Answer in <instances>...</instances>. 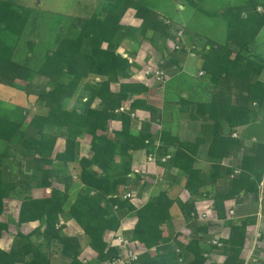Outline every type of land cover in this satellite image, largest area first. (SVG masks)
I'll use <instances>...</instances> for the list:
<instances>
[{
	"label": "trees",
	"instance_id": "16d2710c",
	"mask_svg": "<svg viewBox=\"0 0 264 264\" xmlns=\"http://www.w3.org/2000/svg\"><path fill=\"white\" fill-rule=\"evenodd\" d=\"M120 1L107 5L103 18L96 13L81 18L83 23L76 36L61 38L56 49L44 54L36 70L49 78L50 87L48 91L41 90L39 95L47 107L46 111L35 113L29 120V125L35 130L33 135L24 133L21 122L0 115V138L10 141L18 136L22 149L31 150L39 155L34 158L33 170L40 173L38 179L40 196L34 197L24 193L17 215L19 224L37 221L38 225L27 235L19 234L26 241L19 249L0 248V264L17 262L52 264L47 254L34 246L30 239L34 232L40 230L47 241L53 239L61 244L60 252L71 258V264H85L78 259L77 238L60 233L56 226L60 214L68 203L69 216L87 236L90 248L103 262L119 255L118 249L110 243L120 226L121 213L135 218L130 235L124 232L123 234L133 242L139 241L143 244L144 250L139 254L140 264H180L184 256L183 251L190 256L188 264H203L206 255L201 249L200 235L205 234L210 224H221L228 228L227 235L223 234L222 229L218 232L217 240H221L227 254L231 253L229 259V255L225 254L222 264H230V260L239 256L246 227L252 219L245 217L240 222L228 220L230 205L227 204V200L240 191L249 193L251 198L252 195L256 198L257 185L264 173V164L259 162L256 155L241 156L237 165L240 169L238 174L231 178L225 189H219L220 191L214 194L211 204L214 217L207 223H199L192 217L191 214L195 212L193 201L191 206L185 208L186 202L172 198L168 191L158 193L138 208L130 199L121 197L122 187L130 189L129 181L136 182L140 179L139 173L131 169L132 157L129 151L150 148L147 151L149 152L155 149L152 146L155 137L149 131L152 116L150 121L142 124L139 131H135L131 129L130 112L142 109L152 115L159 114V110L146 100L149 93L148 83L122 80L130 77L131 62L117 52L119 45L112 41L122 28L119 21L128 8L135 10L134 15L141 20L143 29L146 27L154 29L157 24L148 22L150 17L144 13L149 14L150 9L141 3ZM257 5H259L257 2H252L248 8L241 5L231 6L224 12L228 26L226 39L236 47V52H233L229 44L204 40L199 56L201 68L209 75L214 86L211 100L209 102L182 100L186 105L185 110H190L192 119L201 117L213 120V138L207 151V156L213 164L208 174H204L203 177L201 169L197 167L196 154L202 142L200 137L189 142L171 136L169 132L163 130L159 133L161 144L156 152L171 154L168 162L183 172L185 176L183 188L189 192L193 193L207 182H215L222 174L232 173L231 168H223L224 171H221L222 167L219 164L238 142L231 139L230 133L220 134L222 126L217 119H222L231 128L244 125L258 119L256 109L264 104V82L259 78L264 70V58L248 53L264 25V12L257 11ZM25 21L26 17L20 9L7 0H0V79L8 84H12L15 79L28 78L32 71L30 66L32 64L22 65L13 60L16 55L15 47L6 38L7 35H22ZM165 59L160 62L159 68L166 69L178 63L177 58L171 56ZM111 83L118 84L117 91L111 89ZM83 93L86 94L87 101L82 103L81 107H76V101L81 98L75 97ZM233 93L235 96L238 95L240 103L230 102ZM72 98L74 102H68L66 105L65 103ZM94 100H98L97 106L91 105ZM125 104L128 105L127 110H117ZM112 120H118L120 127L113 130L110 135L108 127ZM82 133L89 136L90 154L86 156L77 154L78 143L74 140ZM58 136L64 138V149L48 157ZM169 147H173L174 150L169 151ZM44 149L48 152L46 156L40 155ZM117 157L119 161H116ZM69 166L73 173H67L68 177L59 174L67 171ZM112 170L115 174H112ZM132 173L134 177L131 176ZM60 175L63 181L70 180L72 175L77 176L81 183L82 187L71 202L70 183H64L62 188L52 184ZM134 186L136 187V184ZM13 189L3 179L0 168V215L3 210V199L11 194L10 191ZM102 201L105 202V206L101 205ZM174 203L187 214L191 222L199 224L196 232H200V235L191 238L181 250L172 246L173 235L160 227L171 219L170 208ZM220 220L223 222L220 223ZM6 231L7 224L0 220V237ZM111 232L113 233L110 241L106 242L105 236Z\"/></svg>",
	"mask_w": 264,
	"mask_h": 264
},
{
	"label": "rangeland",
	"instance_id": "374dc122",
	"mask_svg": "<svg viewBox=\"0 0 264 264\" xmlns=\"http://www.w3.org/2000/svg\"><path fill=\"white\" fill-rule=\"evenodd\" d=\"M9 1L14 7H17L21 10V13H23L26 17V21L24 25H29V30L20 36H13V35H7L6 38L8 42H12L14 47L16 55L13 57V60L16 62L22 64V65H30L32 66V71L28 78L26 79H15L12 84H8L5 80L0 79V115L4 117H9L15 121L21 122V129L24 130V133L26 135H33L35 133V130L29 125V120L35 113H44L47 109L45 106V103L43 100L39 97L41 90L48 91L50 87L49 86V78L39 74L36 70V67H38L39 62L44 57V54L49 51H53L56 49L59 45L60 39L63 37H73L76 36L78 33V30L82 26L83 21L80 20L81 18L88 17L89 13H96L100 15V17H104L106 14V10L104 8L114 2H117V0H7ZM132 1L134 3H141L146 8H149V14H147L150 19H148V22H155L157 24V27H154V29H150L149 27H146L143 29L141 27V20L138 19L134 14L135 10L133 8H128L123 13L119 23L121 24L122 28L119 30V32L115 35L114 39L112 40L113 43H118V49L117 52L121 51V48L128 49L130 46L133 45V43L137 46V50L142 46L140 43L135 41L134 38L130 36H127L128 29L125 27L126 24H122V18L123 16L128 13V16H132L131 22H137L138 27L140 28L139 32L144 34V32L147 33V38H143L145 42L144 46L141 48H145L150 43L148 40H151L152 45L159 47V49H162L165 52V54H162L161 61L163 62L165 58L168 56L174 57L178 59V63L176 65H171L168 68H171L172 71H177V68H180V64L182 62V58L185 57V52L177 49H172L174 46V35H178L177 32L179 30L182 31L181 36H177L178 38H182L184 36L183 33H186L188 35L189 40L192 41H198L200 43L201 40H208L213 41L215 43L219 44H229V46L232 47L233 52H236V47L231 43L227 42V17L224 15L225 10L228 7L241 5L243 7L251 6L252 2L259 4L257 5V11L260 13L264 12V0H127ZM256 1V2H254ZM123 3V0L120 1ZM146 4V5H145ZM149 5V6H147ZM183 6V7H182ZM90 14V15H91ZM82 15V16H79ZM74 16V17H72ZM185 23L187 26L185 29L183 26H180L181 29H178V24ZM25 26V27H26ZM25 29V28H24ZM188 30V31H187ZM186 31V32H185ZM188 32V33H187ZM174 34V35H173ZM171 36L173 37L171 38ZM32 37V38H31ZM167 38L170 41H167ZM135 42H138L136 44ZM249 46V45H248ZM147 49V48H146ZM250 53L253 55L264 57V25L260 29L259 33L257 34V37L255 38V41L249 48ZM243 53L244 49L242 50ZM175 52H178V54H175ZM180 52V53H179ZM124 54V53H120ZM127 55V54H126ZM234 55V53L232 54ZM182 59V60H181ZM131 60V59H130ZM166 60V59H165ZM131 62H134L131 60ZM180 62V63H179ZM160 62L157 64V68ZM167 66V65H166ZM137 67V66H135ZM148 68H156L154 66L148 65V61L146 63L143 62L141 65V68H143V75L144 70ZM161 69V68H159ZM166 70V69H165ZM142 71V69H141ZM166 79L163 80H157L156 77L153 74H149L147 79H145L144 82L148 83V86L151 85H157L160 86L166 82V80L169 77L170 70H166L165 72ZM149 77H152L154 80H150ZM259 78L264 82V77L259 76ZM113 84V85H112ZM113 89H118V85L111 83ZM214 87V86H213ZM78 99L76 102V107H81L82 103L87 101L86 94L79 95L75 97ZM74 98L68 100L65 104L67 105L68 102H74ZM98 100H94L91 105L97 106ZM230 102L234 103H240V99L238 95L233 93L231 95ZM166 106V105H164ZM254 109H256V106L253 105ZM257 113L259 115L258 119H262L264 121V104L259 109H256ZM134 115L131 116V129L135 131H139L142 127V124L144 122H148V120L144 121L145 119H151L152 121L155 119H161L162 114L159 110V114L152 113V115L149 114L143 116V120L140 119L139 115H136L137 111H133ZM158 116V117H157ZM145 117V118H144ZM140 119V120H139ZM144 121V122H142ZM152 121H150L149 131L151 134L154 135V139L159 136L158 133L155 130H151V124ZM111 124H114V126L108 127V133L112 135L113 130L119 129L120 122L116 120L110 121ZM141 126V127H140ZM117 127V128H116ZM59 138L57 140V147L60 145L62 146V149H64V138ZM87 138V140H86ZM89 136L87 134H79L74 139L77 143V154L79 156H83V154H90V145H89ZM148 140L146 141V143ZM60 143V144H59ZM155 144L154 141L152 142V146L154 147ZM201 145V144H200ZM199 145V146H200ZM240 146L239 143L236 144L234 148H238ZM151 147V146H149ZM152 147V148H153ZM155 148V147H154ZM233 148V149H234ZM150 148H144V155L147 156V151ZM232 149V150H233ZM173 149H171L172 151ZM199 152V147L197 150V154ZM130 153V151H129ZM48 154L47 150L44 149L43 153L40 155L46 156ZM50 154L53 155V150L50 151ZM197 154H196V160H197ZM39 157L38 154L34 153L31 150L22 149L20 144V139L18 136L13 137L10 141H6L0 138V168L2 170V177L7 183H9L12 188H14L8 196H6L3 199V210L0 215V220L5 222L7 224V231L4 235V240L6 242L7 249H10L11 247L14 249H19L21 245L26 242L25 239L20 236L27 235L29 231H31L33 228L37 227L38 222L35 221L36 224H29L27 222L23 223H17V215H18V207L20 204L21 196L24 195V193L29 194L34 197L40 196V189L38 187V179L40 173L38 171H34L33 167L35 165L34 158ZM51 157V155H49ZM116 161H119V157L116 158ZM213 161H210L209 163V169L212 166ZM118 163V162H117ZM159 165V166H158ZM173 165L167 161L165 163H158L157 165H154L153 163H149L145 160L144 165V171L142 170L138 171L140 175V179L138 181H129V187H122L120 189V193L123 196L125 191L130 192L132 201L131 203L135 206L134 198L138 197L139 202H137V208L142 206L146 201H148L150 198L155 197L158 193L162 191H167V186L170 184V182H174L178 184V177L175 176L173 171ZM176 168V167H175ZM205 168V167H204ZM71 166L68 167L67 171L59 172V174L62 173L64 177H68L66 174L73 173V171H70ZM209 169H203V177L204 174H208ZM114 170V168H113ZM112 174H115L113 172ZM115 171V170H114ZM117 171V170H116ZM71 172V173H70ZM180 173V172H179ZM238 173V172H237ZM181 175V174H180ZM236 175L235 172H232L228 183H230L231 178ZM224 176V175H222ZM62 176H58L56 179L53 180L52 184L53 186L62 188L64 183H70L71 187L69 190V201L73 200L74 196L76 195L77 191L82 187L81 183L77 176H70V180L67 179L66 181L62 180ZM205 179V178H204ZM68 181V182H67ZM208 183V182H207ZM226 187L228 186L227 181ZM136 184V187L134 186ZM179 185V184H178ZM139 187V188H138ZM223 189V188H222ZM220 191V190H218ZM218 191H215L214 194ZM194 193L195 190H194ZM198 194L200 192L196 193L195 195H192V192L181 193V197L176 196L175 198H179L180 202L185 201L186 207L191 206V201H196ZM172 198V194H169ZM121 196V197H122ZM144 199V200H143ZM246 199L249 203H251V198L246 196ZM70 201V202H71ZM142 201V202H141ZM145 201V202H144ZM144 202V203H143ZM257 202V201H256ZM178 203V202H177ZM69 204V203H68ZM68 204L65 206L63 213L60 214L59 221L57 222L56 226L60 229V233L69 235V236H75L79 242V248H78V259L81 260V262L85 264H105V262L99 260L97 258V253L90 248L88 244V238L85 236L81 230L76 224V222L69 216L68 210ZM101 205L105 206V202L102 201ZM195 205V203H194ZM136 207V206H135ZM247 211H245V214H248V217L252 215L251 213L254 212V205L253 207H247ZM171 213V219L167 222L160 225V227L165 230L166 233H171L173 236H171L172 239V246L178 247L183 249V246H185L191 238L194 236L200 235V232H196L198 223L191 222L187 214H185L181 208L178 207V204L174 203L170 208ZM250 213V214H249ZM228 214V213H227ZM232 215V214H231ZM125 216H130L129 214L123 215L122 213L119 215L120 221L123 220ZM134 217V216H133ZM253 219V217L251 216ZM250 219V217L248 218ZM257 219V218H256ZM230 220V219H228ZM254 220V219H253ZM253 220L249 223L252 224ZM135 221V220H134ZM248 224V225H249ZM224 225L219 224H210L207 228V231H205V234H201V240L200 245L201 249L205 253L213 251L216 253L217 257L213 258V260L210 259L209 255L206 256V260L203 264H211V263H218L222 264L225 260V256H228V259L231 257V253H226V247L223 249V243L221 240H217L219 237L218 232L223 229ZM43 227H41L42 229ZM225 228V227H224ZM227 228V227H226ZM132 229V228H131ZM228 229V228H227ZM247 229V228H246ZM41 231V230H40ZM34 232L30 236V239L34 246L40 248L45 252L50 259L52 264H71V258L65 257L60 252L61 244L58 243L56 240H50L47 241L45 236L40 232ZM131 231V230H130ZM130 231L124 232V234L130 235ZM112 233H107L105 236V241H110V238L112 236ZM116 233V232H115ZM197 234V235H196ZM246 231L244 233V238L242 239V246L240 248L239 256L236 259L230 260V264H238L239 261L241 264H246V259H252L251 253L245 257V254H242V249L247 247L249 244H253L252 248H264V238L259 239V241L256 243L255 240H248L246 239ZM217 236V237H216ZM111 238V242H112ZM217 240V243L215 244L213 240ZM208 241V244H204L203 241ZM202 242V243H201ZM140 247L141 250H144L143 244L139 241H135L134 247ZM208 247L209 250H206V247ZM254 249V248H253ZM183 251V250H182ZM207 251V252H206ZM208 254V253H207ZM226 254V255H225ZM262 254V253H261ZM183 258H179V261L181 260L180 264H188L190 256H188L185 251H183ZM206 255V254H205ZM227 259V261H228ZM252 261V260H251ZM260 259H256V261H252L253 263L259 262ZM251 262V263H252ZM16 264H22V263H16Z\"/></svg>",
	"mask_w": 264,
	"mask_h": 264
},
{
	"label": "crops",
	"instance_id": "0c3cea01",
	"mask_svg": "<svg viewBox=\"0 0 264 264\" xmlns=\"http://www.w3.org/2000/svg\"><path fill=\"white\" fill-rule=\"evenodd\" d=\"M90 14L91 13H89L88 16H90ZM127 15L128 13H126L123 16L121 22L122 24H126L125 27L128 29L127 36L131 35V37L134 38L135 41L140 39L138 40V42H141L140 44L144 46L145 44L144 41L146 40H144L143 38L145 39L147 38L148 36L146 33L147 31L144 32V34L139 32L140 30V28L138 27L139 23L137 22L132 23L131 22V20L133 19L132 16L130 15L127 17ZM178 25H179L178 29L181 28L180 26H183L185 29H187L186 28L187 25L185 23ZM28 26L29 25L25 27L24 33H26L29 30L30 26L29 27ZM183 34L184 36L181 38L180 48L177 50L181 49L180 52L184 51L186 55L184 58H182L183 60L181 59L182 62L179 66L180 68H177L178 70L175 72L172 71L171 68L168 69L166 68L168 72L170 70V73H167L169 74V77L166 80V82H164V84L161 85V87L157 86L158 84L149 85V93L146 100L149 104L155 106L158 110H160L162 114L161 119H155L153 121L151 120L152 124L150 129L155 130L156 132H160L163 130L169 132L171 136H175L180 138L181 140H185L189 142H193L197 137H200L202 139V142L201 145L199 146V152L197 154V167H199L201 169V172H203V169L206 170L209 169V163L211 161V159L207 156V151L209 149L210 143L213 138V120L203 119L201 117H199L198 119H192L190 117V110L188 111L185 110L186 105H184L185 102L183 101L188 100L192 102H209L213 94V83L211 82L209 75L201 68V58L199 56V51L202 45L204 44V41L201 40L202 43L194 40L190 41L188 35H186V33ZM172 40L171 39L169 40L167 38V41L171 42ZM148 41L150 44L145 48H141L142 47L141 46L137 52H136L137 46L134 43L128 49L121 48V51H119V53L127 54V56L134 61L131 62V68L129 71L130 77L128 79L127 78L122 79L123 81L135 80V81L144 82L145 79H147V77L143 75V68H141L143 62L146 61L147 63L148 61V65L154 67L157 66L158 62H161V57H162L161 55L165 54V52L163 51L164 47L162 49H159V47L157 46L154 47V45H152L151 40ZM138 42L135 43L138 44ZM206 48H208L207 45ZM175 54H178V52H175ZM162 70L164 72L166 71L165 69ZM260 76L264 77V70L262 71ZM149 78L150 80H154L152 79V77ZM112 85H111V89L113 91H117L118 89L116 90L113 89ZM137 114L139 115L140 119L142 118V114L143 116H145V114L149 116V112L142 109H137L136 115ZM146 120L149 121V119H145L144 121ZM217 121H220L222 126L220 128V134L227 135L228 133H230L231 139L237 140V142L240 144L238 148H234L233 150L229 151V154L221 159L219 164L220 167H222L220 169L221 171H224L223 168H231L232 172H235L237 175L238 174L237 172H239L240 170L237 167V165L242 155H251V156L256 155L257 158L259 159V162H261V164H264V121L262 119H254L251 122L249 121L247 124L235 126L232 128L227 126L225 122L222 121V119H217ZM110 125L115 127V125L111 124V122ZM58 139L59 138L56 139L52 148L53 155L56 152L63 150L62 146H60L61 145L60 143L58 147L56 146L57 145L56 142ZM153 141L154 143L161 144L159 137H157L156 140L153 139ZM168 149L169 151H171L173 147H169ZM142 151H144V149L130 151V155L132 157L131 169L135 172H138L140 170H142V172L144 171V165L146 160V154L144 155V153L146 152L144 151V153H142ZM49 155L53 156L50 153ZM49 155L47 156L49 157ZM172 169L174 171L175 176L178 177L177 183L179 185L171 181L170 184L167 186L168 194L171 193L173 197L179 196L182 198L181 193L183 192H186L187 194L190 193L189 191L183 188L185 183V176L180 169L175 167H173ZM132 174L131 176L134 177V173ZM222 175L217 177L215 182L206 183L200 188L195 189L196 193L200 192V194H198L197 196L196 201H194L196 207L202 208L204 206L206 207L209 204H212V198L214 197V192L218 191L219 189L226 188L225 182L227 181L228 183V179L231 174L229 175L222 174ZM196 193L193 192L192 195H195ZM246 196L251 198V195L249 193H244V191H240L237 195L231 196L232 198L227 200V204H229L230 209L233 210L232 215L229 214L228 218L232 221L240 222L245 217H248V214L247 215L245 214V211H247L246 208L253 207L254 205V212L251 213L252 215L249 216L250 219H252L251 218L252 216L254 220L252 219L253 220L252 224L247 225L246 234H245L246 239L253 241L255 240L254 231L258 227L256 222V212L259 208L255 196L252 195L251 203L248 202ZM139 200L140 199H138V197L134 198L136 207H137L136 204L137 202H139ZM262 211L264 212V201L262 203ZM134 220L135 218L133 216H125L123 220L120 221V226L117 231L120 233L130 231L135 223ZM221 222L223 221L220 220V223ZM27 223L36 224L35 221L27 222ZM259 227L264 235V223L261 222ZM221 231H223L224 235H227L228 233V231L224 227ZM5 233L6 232H4L0 237V248L4 250H9L5 245L6 244L4 240ZM203 242L204 244L205 243L208 244V241L204 240ZM252 245L253 244L251 243L247 247L242 249V254H245V257H247L250 253L252 256V259H246L247 261L246 264H264V248H262L263 246H261L260 248L253 247L254 248L253 249ZM208 247L209 246L206 247V250H209ZM207 253H205L206 256L208 257L209 255L210 257V259L208 258V260H213V258L217 257L216 256L217 254L214 253L213 251ZM211 255L213 256V258L211 257ZM258 257L260 261L253 263L252 261L253 260L256 261Z\"/></svg>",
	"mask_w": 264,
	"mask_h": 264
},
{
	"label": "built area",
	"instance_id": "2783aa9c",
	"mask_svg": "<svg viewBox=\"0 0 264 264\" xmlns=\"http://www.w3.org/2000/svg\"><path fill=\"white\" fill-rule=\"evenodd\" d=\"M178 35L175 36L174 39V46L173 49H179L180 48V42L181 38L177 36H181L182 31L179 30L177 32ZM123 57L127 58L129 62H131L130 58L126 54H121ZM145 76H149V74H153L157 80H163L166 79V75L162 69L159 68H148L144 70ZM128 105H122L117 110L118 111H125L127 110ZM131 116L134 115V112H130ZM160 144L155 145V149L153 151L147 152L146 161L153 164H162L165 163V161L169 160L171 157V154L165 153V154H158L156 152V149L158 148ZM122 196V195H121ZM131 196L130 192L125 191L122 198H128ZM130 201L132 199L130 198ZM256 201L258 204V210L256 212V222L258 227L254 231V238L255 242L257 243L259 239L264 238V235L262 233V230L260 229L259 225L261 222L264 223V212L262 211V203L264 201V173L261 177V179L258 182L257 185V194H256ZM211 204L208 206H204L202 208L195 206V212H193L191 215L192 217L199 223H207L213 220L214 215H212L211 212ZM114 208L116 206L114 205ZM228 214H232L233 210H229ZM213 242L216 244L217 240H213ZM114 247H116L119 251V255L115 258L109 259L105 261V264H140L139 262V254L143 251L138 246L137 248L135 246V242L132 241L131 238L127 237L123 233L116 232L113 236L112 242L110 243ZM219 244V243H217Z\"/></svg>",
	"mask_w": 264,
	"mask_h": 264
},
{
	"label": "water",
	"instance_id": "95a60500",
	"mask_svg": "<svg viewBox=\"0 0 264 264\" xmlns=\"http://www.w3.org/2000/svg\"><path fill=\"white\" fill-rule=\"evenodd\" d=\"M133 175V174H132Z\"/></svg>",
	"mask_w": 264,
	"mask_h": 264
}]
</instances>
